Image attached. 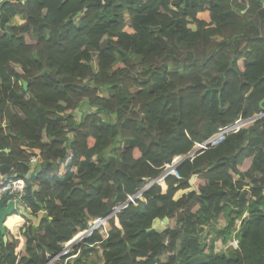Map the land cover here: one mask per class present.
<instances>
[{"label":"trees","instance_id":"trees-1","mask_svg":"<svg viewBox=\"0 0 264 264\" xmlns=\"http://www.w3.org/2000/svg\"><path fill=\"white\" fill-rule=\"evenodd\" d=\"M94 1L0 0V182L39 217L0 264H46L141 193L67 264H264V117L190 156L264 108V0Z\"/></svg>","mask_w":264,"mask_h":264},{"label":"built area","instance_id":"built-area-1","mask_svg":"<svg viewBox=\"0 0 264 264\" xmlns=\"http://www.w3.org/2000/svg\"><path fill=\"white\" fill-rule=\"evenodd\" d=\"M263 117H264V108H262L258 113L254 114L251 117H248V118L241 117L234 124H232V125H230L228 127H224L221 130H219L218 133H216L214 136H212L204 144L198 145V148L202 149V148H204V147H206L208 145L219 144V143H221L224 140L225 136L228 133L233 132V131H237V130L242 129V128H246V127L252 125L258 119H261ZM32 161H33V163H36L37 158H36V160L32 159ZM25 187H26L25 178L16 177L15 175H8V174H5V175L2 176V180L0 182V201L6 199L7 200V205H8L9 201L13 200L14 203H15L14 213L16 212V214H18L21 217H24V215H25V213L22 210H26V212L31 213V210L29 208H27L22 202V195L24 194ZM134 201H135V198L132 199V197H130L128 199V203L126 202L127 205L125 207H127L130 202H134ZM125 207H121L120 208V206L118 205L117 207H115L111 211V214L109 216L107 215V216H105L103 218L95 220L90 225V227L88 229H85L83 231L78 232L73 237V239L69 240L65 244L66 247L68 248L67 252L70 249L72 244H78V245L83 244L86 241V239L93 234L94 231H96L100 226L104 225V223L108 219V217L112 216L113 214L115 215L121 209H123ZM7 229L13 232V230L8 225H7ZM18 229L16 230V232H18ZM13 234H15V233H13ZM20 238H21V236H20ZM63 250L58 255L52 257L51 259H49L46 264H55L58 260H60V258L63 257L64 254H67V253H65L66 251H63ZM64 256H66V255H64ZM65 264H67L66 260H65Z\"/></svg>","mask_w":264,"mask_h":264},{"label":"rangeland","instance_id":"rangeland-1","mask_svg":"<svg viewBox=\"0 0 264 264\" xmlns=\"http://www.w3.org/2000/svg\"><path fill=\"white\" fill-rule=\"evenodd\" d=\"M21 20H22V18L20 17V16H17L16 18H13V20H12V22L13 23H20L21 22ZM28 41L29 42H32L33 41V38L31 37V36H28ZM83 111H87V112H90V109H84ZM83 111L81 110H78V117L81 115V113H83ZM181 157H177V158H175L174 159V161H176V162H178V161H181L184 157H182V159L181 160H179ZM33 160H36V158H33ZM173 161V162H174ZM168 166V165H167ZM173 167H174V164H172V166H171V168L170 169H173ZM167 168V167H166ZM162 183V186H163V188H166L165 187V185H164V182H161ZM148 186L149 185H147L146 186V188H144L143 190H142V192L144 191V190H146V189H148ZM189 190H180L179 192H177V194L175 195V198H179L180 196H182L184 193H186V192H188ZM141 194H136V195H134V196H132V199L133 198H137V197H140L141 198ZM131 201V200H130ZM127 203H128V201H127ZM127 203L125 202V206L127 205ZM124 206V207H125ZM121 208V207H120ZM122 210V209H121ZM120 210V211H121ZM24 213H25V215H24V217H21L22 218V220H23V223L19 226V229H18V232H15V234H13V232L12 231H10V230H8V232H7V236H9L10 238H15V239H17V240H20L21 238H20V236H21V231H22V228L26 225V223H28V222H32V223H38V221H39V217H35V216H33V215H31V213H28V212H26V210H22ZM119 211V212H120ZM16 215H18V214H16ZM114 215V214H113ZM112 215V216H113ZM19 216V215H18ZM17 216V217H18ZM112 216H110V217H112ZM109 217V218H110ZM8 220H9V218H8ZM225 224V222L224 221H220L219 222V226H223ZM168 225H169V221H165V220H160V219H155L154 220V223H153V228L155 229V230H157V231H159V232H163L167 227H168ZM9 237H8V239H9ZM78 244H72L71 245V247H70V249L68 250V252H67V247H66V245H65V248H64V250L63 251H66L65 253H67V254H64V255H67L68 257L66 258V262L67 263H74L78 258H79V255H80V251H81V249L79 250L78 248H75V246H77ZM236 245H237V241L236 240H229L227 243H223L221 240L220 241H217L216 242V244H215V250L216 251H226V249L229 247V246H233V247H236ZM88 247H90V248H93V250L92 251H90L89 252V255H90V260L88 259V261L89 262H87V264L89 263V264H104L105 263V260H104V258H103V256H102V248L101 247H99L98 245H90V246H88ZM19 249V247L17 248V250ZM75 249H77V251L76 252H73ZM72 252V253H71ZM71 253V254H70ZM63 255V256H64ZM62 258V257H61ZM60 258V259H61Z\"/></svg>","mask_w":264,"mask_h":264},{"label":"water","instance_id":"water-1","mask_svg":"<svg viewBox=\"0 0 264 264\" xmlns=\"http://www.w3.org/2000/svg\"><path fill=\"white\" fill-rule=\"evenodd\" d=\"M109 0H106L105 3H108ZM102 3L101 0H97V1H94V2H90L89 3V6L90 5H97V4H100ZM25 88H27V82H25ZM264 101V100H263ZM263 103V102H262ZM200 148H197L196 150H194L193 153L190 154V156L192 154H194L195 152H197ZM187 157H184L182 159V161L184 159H186ZM181 161V162H182ZM180 161H178L176 167H175V171L172 172V174H176V168L179 166V164L181 163ZM194 179L195 177H192V179L190 180L191 182V188L189 189V191H195L196 190V187L194 186ZM14 210H15V203L14 201H9L8 205L0 212V232L4 235V240L7 242L8 241V236H7V225H6V220L7 218L10 216V215H13L14 214ZM111 214V212L108 214V216ZM109 218V217H108ZM165 221H168V219H164ZM25 230V229H24Z\"/></svg>","mask_w":264,"mask_h":264},{"label":"crops","instance_id":"crops-1","mask_svg":"<svg viewBox=\"0 0 264 264\" xmlns=\"http://www.w3.org/2000/svg\"><path fill=\"white\" fill-rule=\"evenodd\" d=\"M181 162V161H180ZM178 163L176 162V163H174V167H173V169H175V167H176V165H177ZM172 170V169H171ZM151 186V183L149 184V186H148V188ZM146 188V187H145ZM143 190V189H142ZM142 194V193H141Z\"/></svg>","mask_w":264,"mask_h":264},{"label":"bare ground","instance_id":"bare-ground-1","mask_svg":"<svg viewBox=\"0 0 264 264\" xmlns=\"http://www.w3.org/2000/svg\"><path fill=\"white\" fill-rule=\"evenodd\" d=\"M13 215H14V214H13ZM10 216H11V215H10ZM10 216H9V217H10Z\"/></svg>","mask_w":264,"mask_h":264}]
</instances>
